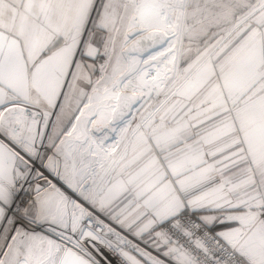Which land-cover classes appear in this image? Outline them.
<instances>
[{"label": "snow or ice", "instance_id": "1", "mask_svg": "<svg viewBox=\"0 0 264 264\" xmlns=\"http://www.w3.org/2000/svg\"><path fill=\"white\" fill-rule=\"evenodd\" d=\"M0 264H264V0H0Z\"/></svg>", "mask_w": 264, "mask_h": 264}]
</instances>
